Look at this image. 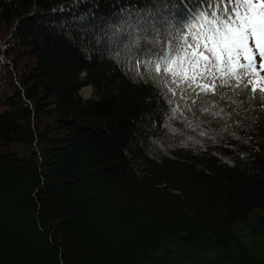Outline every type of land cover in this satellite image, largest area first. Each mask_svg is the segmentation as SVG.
Listing matches in <instances>:
<instances>
[{"label": "trees", "instance_id": "1", "mask_svg": "<svg viewBox=\"0 0 264 264\" xmlns=\"http://www.w3.org/2000/svg\"><path fill=\"white\" fill-rule=\"evenodd\" d=\"M198 3L0 0V264H264V109L133 70Z\"/></svg>", "mask_w": 264, "mask_h": 264}, {"label": "snow or ice", "instance_id": "2", "mask_svg": "<svg viewBox=\"0 0 264 264\" xmlns=\"http://www.w3.org/2000/svg\"><path fill=\"white\" fill-rule=\"evenodd\" d=\"M178 15L163 21L168 26L165 43L141 54L146 58L133 65L136 74L145 78L143 65L169 103L179 97L196 105L199 99L200 110L214 117L223 112L214 109L226 96L231 104L264 109V0H203ZM145 24L157 28L151 20ZM159 35L157 28L156 38ZM140 38L134 36L129 49L139 47ZM241 96L243 100L236 99ZM199 134L208 135L203 130Z\"/></svg>", "mask_w": 264, "mask_h": 264}, {"label": "rangeland", "instance_id": "3", "mask_svg": "<svg viewBox=\"0 0 264 264\" xmlns=\"http://www.w3.org/2000/svg\"><path fill=\"white\" fill-rule=\"evenodd\" d=\"M257 59H259L257 57ZM82 95L86 97H92L93 89L90 86L84 87L82 90ZM239 237L246 244L250 245L251 248L256 252H264V230H258L250 233L247 228L239 229ZM176 258L170 261V264H191L189 257L185 255L184 252H178Z\"/></svg>", "mask_w": 264, "mask_h": 264}]
</instances>
